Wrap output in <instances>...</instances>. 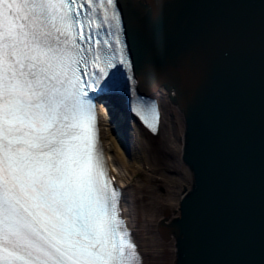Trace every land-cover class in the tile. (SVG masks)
Wrapping results in <instances>:
<instances>
[{
  "label": "snow or ice",
  "instance_id": "6c2138e0",
  "mask_svg": "<svg viewBox=\"0 0 264 264\" xmlns=\"http://www.w3.org/2000/svg\"><path fill=\"white\" fill-rule=\"evenodd\" d=\"M121 31L116 0H0V264H142L89 96L129 64Z\"/></svg>",
  "mask_w": 264,
  "mask_h": 264
},
{
  "label": "water",
  "instance_id": "95a60500",
  "mask_svg": "<svg viewBox=\"0 0 264 264\" xmlns=\"http://www.w3.org/2000/svg\"><path fill=\"white\" fill-rule=\"evenodd\" d=\"M142 90L186 118L177 264H264V0H121ZM150 85H146V83Z\"/></svg>",
  "mask_w": 264,
  "mask_h": 264
},
{
  "label": "bare ground",
  "instance_id": "6f19581e",
  "mask_svg": "<svg viewBox=\"0 0 264 264\" xmlns=\"http://www.w3.org/2000/svg\"><path fill=\"white\" fill-rule=\"evenodd\" d=\"M146 85L150 84L147 82ZM170 95L163 88L157 91L164 117L162 131L156 140H152L153 135L123 111L121 118L109 125L110 129L115 127L122 132L124 136L120 140L127 147L126 162L114 166V171L119 176L125 212L136 233L143 264H176L175 238L165 240L158 227L179 214L182 190L191 187L193 178L191 169L182 160L185 119L171 102ZM101 106L104 116L110 119L107 106ZM106 135L104 130L102 138ZM105 149L111 158L113 146L106 144ZM111 161L114 165L119 163L117 156ZM170 169H177L180 175L171 177ZM140 171L143 173L141 180L136 178ZM161 185L164 191L159 190Z\"/></svg>",
  "mask_w": 264,
  "mask_h": 264
},
{
  "label": "rangeland",
  "instance_id": "374dc122",
  "mask_svg": "<svg viewBox=\"0 0 264 264\" xmlns=\"http://www.w3.org/2000/svg\"><path fill=\"white\" fill-rule=\"evenodd\" d=\"M162 102V101H161ZM105 122H107V125H104L103 130H105V132L107 131V135L105 137V139H103V145L105 144H109L111 146H113V151L111 152V157H116L119 160V163H115L116 166H119L120 164H124V162H126L127 160V154L125 149L121 146V143H119L118 137L115 133H113V131L110 129V122L108 120H106ZM155 138H157V136H155ZM156 140V139H154ZM108 142V143H107ZM171 171L169 172L171 177L172 176H179L180 174L178 173L177 169H170ZM136 178H139L140 180L143 178V173L140 171L138 172V175L136 176ZM178 179L175 180V182ZM160 191H164L165 188L161 185V187H159ZM182 194V193H181ZM169 222V221H166ZM170 240V239H169Z\"/></svg>",
  "mask_w": 264,
  "mask_h": 264
}]
</instances>
